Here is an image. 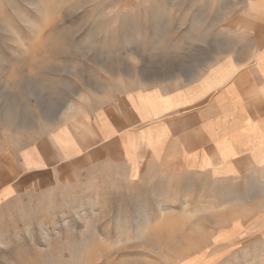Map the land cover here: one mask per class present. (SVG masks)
<instances>
[{
    "label": "rangeland",
    "instance_id": "374dc122",
    "mask_svg": "<svg viewBox=\"0 0 264 264\" xmlns=\"http://www.w3.org/2000/svg\"><path fill=\"white\" fill-rule=\"evenodd\" d=\"M221 2L0 0V172L21 177L27 145L187 67L173 52L202 50L205 21L220 34ZM86 168L0 200V264H264V174Z\"/></svg>",
    "mask_w": 264,
    "mask_h": 264
},
{
    "label": "crops",
    "instance_id": "0c3cea01",
    "mask_svg": "<svg viewBox=\"0 0 264 264\" xmlns=\"http://www.w3.org/2000/svg\"><path fill=\"white\" fill-rule=\"evenodd\" d=\"M237 1L216 9L220 34L205 21L193 41L202 50L173 52L187 67L174 62L156 85L116 93L75 131L62 125L27 145L21 177L18 164H3L0 200L90 165L127 179L150 170L231 181L264 174V0Z\"/></svg>",
    "mask_w": 264,
    "mask_h": 264
}]
</instances>
